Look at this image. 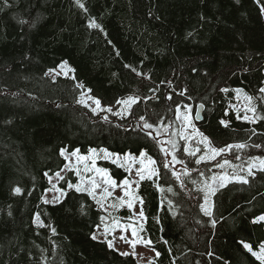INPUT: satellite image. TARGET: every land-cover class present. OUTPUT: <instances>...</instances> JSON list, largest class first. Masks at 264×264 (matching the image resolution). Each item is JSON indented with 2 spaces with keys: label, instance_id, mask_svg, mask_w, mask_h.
<instances>
[{
  "label": "trees",
  "instance_id": "1",
  "mask_svg": "<svg viewBox=\"0 0 264 264\" xmlns=\"http://www.w3.org/2000/svg\"><path fill=\"white\" fill-rule=\"evenodd\" d=\"M86 7L87 14L75 0H0V264H146L110 249L106 240L91 239L100 217L109 215L86 193L67 188L78 180L73 170L60 182L67 196L43 202L49 176L66 164L61 149L103 148L120 154L147 150L156 161L159 176L140 180L137 188L146 217L142 233L160 253L152 264H261L239 241L253 250L264 241V222L252 223L264 214V172L247 174L250 158L264 157V120L247 122L232 105L241 89L264 116L260 6L255 0H86ZM89 17L103 31L89 27ZM63 61L75 71L52 78L49 69ZM84 93L113 108L129 96L140 99L121 118L78 103ZM201 104L203 119L195 122L211 146L248 147L195 163L206 151L203 144L191 147L200 149L195 156L184 151L176 114L178 106L196 113ZM141 116L154 128L138 126ZM162 125L170 126L166 137ZM169 141L176 142L175 155L184 162L180 180L170 155L161 151L171 149ZM99 158L117 180L128 176L125 168ZM225 160L230 164L217 166ZM225 174L249 182L233 179L217 188L213 216H206L205 185ZM17 186L22 194L13 193ZM37 213L45 227L35 223ZM118 213L127 219L131 211Z\"/></svg>",
  "mask_w": 264,
  "mask_h": 264
},
{
  "label": "snow or ice",
  "instance_id": "2",
  "mask_svg": "<svg viewBox=\"0 0 264 264\" xmlns=\"http://www.w3.org/2000/svg\"><path fill=\"white\" fill-rule=\"evenodd\" d=\"M255 2L260 6V10L261 13H264V3H261V0H255ZM5 4H7V0H5ZM75 4L76 6L81 9L85 14L88 13V8L86 7V0H75ZM21 23H27V21H21ZM33 26H35L33 24ZM88 26L91 28H96V29H100L101 31H103L102 26L96 21V19L94 17H89L88 19ZM189 35H191V33H189ZM62 72H56L55 69H49V73H55L56 75H60L63 74L65 76H67L68 72H74V69H71L68 67L67 61H63L61 62V64L58 66ZM125 67H128L131 69L132 72L136 73L137 76H141V77H145L144 73H141L139 71H137L136 68L132 67L131 65H125ZM67 69V71H63ZM48 73H46L47 75ZM147 79H151V76H147L145 77ZM73 79H75V77L73 76ZM78 87L83 88L84 85L83 84H79ZM152 91H156V89H151ZM92 90L88 89V92L90 93ZM186 89L181 91L179 93V95L183 96L186 94ZM222 91L227 92L228 89H222ZM242 90H237L238 93H240ZM259 92L264 94V88H260ZM149 99H151V97H148ZM171 96H167V99L171 100ZM87 99L92 100L95 107H92L91 110L93 113L99 114L97 112V110L99 109V111L103 112V111H107V112H112V108L108 107V108H104L101 105V101L99 98L93 97V96H88ZM139 97L136 96H129L124 100H119L117 101V103L122 104L124 106V108L120 111V112H116L113 113L114 115L117 116H121V118H123V114L125 111L128 112V114H131L130 110L132 105L136 104L139 102ZM245 99L248 101V106L246 108V112H250L252 113L251 116L245 114L242 118L243 120L250 122V123H257L260 120H264V116L258 115L257 114V107L255 105V103H253V97L252 96H248L245 95ZM261 100L264 101V97H261ZM78 103H82L85 104V106H89L87 105V101L84 99V96H82L80 98V100L78 101ZM91 107V106H89ZM201 108L204 107L203 104L200 105ZM185 108V112L183 113V119L187 122V125L193 128V132L194 134L198 135L200 137V143L203 144L205 146V148L207 149L206 153L204 155H201L196 161L195 163L199 164L202 161L205 160H215L217 156L222 155L224 152L228 151L230 152L233 148L236 149H244L246 147H248L247 144L241 143V144H236V145H227L223 148H216V147H212L211 144V140L208 136L204 135V133L200 132L199 129H196L194 125H192L191 119L189 118L188 113L191 111L190 107L188 105H184ZM180 112V108L179 106L177 107V113L179 114ZM179 119V115L177 117ZM200 115L199 113L196 114V119H200ZM238 119L240 118L239 116L237 117ZM104 120H107L108 117L104 116L103 117ZM141 121H143L142 125H138L144 129H153L154 125L151 123H148V121L145 119V117L141 116L139 118ZM7 123H11V121H6ZM220 123L227 127L228 123L224 120H221ZM164 128V131H168V127H170L169 125H162ZM150 137L152 136V132H148L147 133ZM157 135H159V131H157ZM153 139H155V137H153ZM182 139H184L186 142L190 139V137L188 136H182ZM158 144H162L161 141H157ZM169 143L171 144V153L169 152V149L163 148L161 147V151L164 152V154L167 156L169 154H171L172 156V160L170 163H184L182 160H178L175 152L177 151V144L175 141H169ZM253 147L256 148H260L262 147L260 144H255L253 145ZM66 149H61V156H65V158L67 159L66 156ZM91 153L93 154L92 156V167H86L85 171H94L98 176L101 177L102 179V184L103 185H107L105 187L102 188V191L100 193H97V189L101 188V183H97L95 177H88L85 178L83 176H81L80 182L77 184H72L70 181L67 182V188L69 190H74L76 193H86L89 197L92 198V200H94L96 202L97 205H99V207L105 211H107V209L105 208V202L108 200L109 197L112 196V192L109 190L111 189H115L117 187H121L124 190V196L123 197H119L117 198L119 200V204L120 206H123L125 203H127V206L129 209L133 208V203L130 200H125V197L129 196V191L128 188L130 187L131 183H133L132 181H129L127 178L124 179L121 183L118 184V182L112 178L111 175H109L108 170L104 169V168H97L95 167V157L97 154V149H91L90 150ZM185 152H187L188 155L190 156H195L197 152L200 151L199 148H195L192 150H189L188 148L184 149ZM79 150H75L71 153V155L73 156H77L78 160H87L89 159V157L86 156H78ZM99 153L102 154V158L103 159H111V162L113 164L118 165L121 168H125L127 171H129V173L131 174L132 168L135 164L139 163L141 165V167L136 168L135 170V174L136 176L139 177V180H145V179H149L151 180L154 176L158 177L159 176V169L155 167L156 165V161L148 155L147 150H143L140 152L139 157L133 156L131 153L126 154L124 156L123 161H121V157L120 154L118 153H111L109 152L107 149H100ZM237 159H239V157H237ZM145 160H147L148 164H151L152 167L151 169L147 168V165L145 164ZM230 164V161L225 160L222 164L218 163L217 166L220 168H223L225 165ZM66 168H69V165H65ZM163 167L168 168L169 167V163H165L163 165ZM258 170L261 172H264V157H252L250 158V161L248 163V167H247V174L248 176H254L255 172L253 171V169L257 168ZM69 170H71L69 168ZM173 174L176 176L177 180H180V175L177 174L175 172V169H172ZM185 174H187V170H185ZM76 175L80 176V171L79 169L76 170ZM201 175H203V173H201ZM45 176H48V173H45ZM55 176L58 177L59 179H63L62 176H60V173L57 172L55 173ZM52 177H49V182H51ZM233 179H235L237 182L239 183H243V184H247L249 181L247 179V177L245 176H235V177H229L228 175H220V176H212L211 180L213 183H216L217 181H219V185L218 187H224L227 183L231 182ZM135 183L137 184V188L139 187V182L135 181ZM181 185L183 186V182L181 181ZM53 187L55 188V185H53ZM157 187H159V185H157ZM164 189L160 188V191L162 192ZM216 188L211 187V185H206V196H205V203L203 205H201V209L204 212V214L206 216L212 217L213 216V203L211 202V200L209 199V197L211 195H215L216 192ZM56 191L59 192V197H53V199L51 201L49 200H44V203H58L60 202V198L61 197H66L67 196V191L64 189H56ZM169 191H171V189H169ZM13 193L14 194H22V189L20 187H15L13 189ZM31 194V193H29ZM99 196V198H98ZM136 199H139L140 204L143 205V199L140 197H136ZM117 205L113 204L111 205V207H116ZM169 206H172V202L169 201ZM80 211L82 214H86L85 213V206L82 204ZM8 215H11V212L8 213ZM139 216L141 218L146 219V217L144 216V211H143V207H141V210L139 212ZM108 219V217L105 216H101L100 217V221L101 224H98L96 226L97 231L93 232L91 235V239L93 240H99L101 236L103 237H107V235H109L112 231L113 228L119 226L118 225V221H116L115 219H113L112 221V226L110 227L107 223L106 220ZM264 222V215H260L258 217L253 218L252 223L253 224H258V223H262ZM35 223L39 226V227H45L46 225L44 224V222L41 220V217L39 215V213L36 214L35 216ZM211 224L213 227H215V225L217 224V220L212 219L211 220ZM101 225H103V231H100ZM50 227V226H49ZM126 227H125V231H126ZM51 231L53 234H56V229L54 227L51 228ZM97 233H99V235H97ZM132 236L133 237H137V230L135 227L132 228ZM123 239V237H121ZM129 243H131L132 247L135 248L137 240H132V241H127ZM139 242L142 243H147V244H151V241H143L142 238H140ZM166 243V241H165ZM239 243L249 252L251 253V255L253 257H255L258 261L261 262V264H264V241L260 242L258 245V250H253L252 245L244 240H240ZM107 244L108 247L111 249L114 247L113 243L111 240H107ZM121 255H129V253H120ZM160 255L159 252H156V256L158 257ZM209 255H212V253H209Z\"/></svg>",
  "mask_w": 264,
  "mask_h": 264
},
{
  "label": "rangeland",
  "instance_id": "3",
  "mask_svg": "<svg viewBox=\"0 0 264 264\" xmlns=\"http://www.w3.org/2000/svg\"><path fill=\"white\" fill-rule=\"evenodd\" d=\"M68 67L71 68L69 64H68ZM55 70H57L56 72H62V70L59 67L57 69H55ZM63 71H67V69H65ZM51 74L52 75H50V76L52 78H56L57 76H59V75H56L55 73H51ZM71 74H72V72H68L67 76H70ZM60 75H63V74H60ZM63 76H65V75H63ZM263 88H264V86H263ZM238 90H241V89H238ZM236 93H237V98H236V100H234L235 103L232 104V105H234L235 107L238 106V108L241 111H243L245 114L251 116L252 113L246 112V108L248 106V101L245 99V95H248V94L246 92H244L243 90L240 93H238L236 91ZM82 96H84V99L87 101V105L91 106V108L95 107L93 101L87 99L88 96H91L89 93H84ZM248 96H250V95H248ZM102 106L104 108H108L109 107V106H104V105H102ZM189 107H190L191 111L188 113V115H189V118L191 119L192 125H194L196 129H199L197 127V125H196V122H195L196 121V113H194V111H193L191 106H189ZM111 108H112V112L111 113H116V112H120L124 108V106L122 104H119L117 107H115V108L111 107ZM179 108H180V112H179V114L177 113L176 116L178 117V115H179V119L178 118L177 119H178L179 126H180V138L182 139V136L190 137V139L187 142L184 139H182V140H184L185 143H186L185 148H188L189 150H191V147H193L194 144H201L199 142L200 141V137L198 135L194 134L193 128L188 126L187 122L183 119V113L185 112V108L184 107H182V108L179 107ZM97 111H99V109ZM103 112L108 113V114L110 113V112H107V111H103ZM126 113H127V111H125L123 115H125ZM161 131H160L161 135L166 137L167 132H165L163 128L161 129ZM199 131H200V129H199ZM103 149H105V148H103ZM204 149H205V151H207L205 146H204ZM99 150L100 149H97V154H96V157H95V167L104 168V167H102V166H100L98 164V160L100 159L99 157H102V154L99 153ZM73 151H75V150H73ZM73 151H66L67 159H66V164L65 165H69V168L71 170H73L75 174H76V170L79 169L81 175L80 176L76 175L78 177V180L76 182H73V181H70V182L72 184L79 183L80 179H81V176H83L85 178L95 177L97 183H101V188L97 189V193H100L102 191V188L107 186V185H103L102 184L101 177L98 176L94 171H85L86 167H92V156H93V154L91 153V151H89V153H81L79 151L78 156H86V157H89V159H87V160H83V159L78 160L77 156L71 155V153ZM109 152H111V151H109ZM169 152L171 153V149H169ZM111 153H115V152H111ZM118 154H120V153H118ZM126 154H129V153H126ZM126 154H120L121 161H123L124 156ZM204 154L205 153H203V155ZM132 155L136 156V157H139V154H132ZM169 155H170V159L172 160L171 154H169ZM107 160H111V159H107ZM145 164L147 165L148 169H151L152 165L148 164L147 160H145ZM172 165H173L176 173L184 172L183 171V169H184V165L183 164L172 163ZM139 167H141V165L139 163L135 164L133 166V168H132L131 174L128 171V176H126L125 178L121 179L120 181L117 180L110 173V171L107 169L109 175H111L112 178H114L118 182V184L121 183L126 178L129 181L133 182V183H131L130 187L128 188V191L130 193L129 196L125 197V200H130L133 203V208L130 209L131 214L129 215V217H126L127 219L121 218V214L118 213L119 209H121V208L129 209L128 206H127V203H125L123 206H120L119 200L117 199L119 197H123L124 196V190L121 187H117L115 189H111L110 188L109 190L113 194L105 202V208L107 209V211H105V210L104 211L107 213V215H109V216H107L108 219L106 220V223L111 227L112 226V221H113V219H115L116 221H118V225L119 226L113 228L111 233L109 235H107L106 238L101 236L99 240H106V241L107 240H111L113 245H114L113 248H115L120 253L132 254V255H134L136 257V259L139 262L146 263V264H152L153 261L155 260V258L157 257L156 256V252L157 251L154 248H152L150 246V244L139 242L140 238H142L143 241H148V239L145 238L143 233H142V229H143L144 224H145V219L141 218L139 216V212L141 210L142 205L140 204L139 199H136V197H140V195L138 193V189H137V184L135 183V181H138V182L140 181L139 177L136 176V174H135L136 168H139ZM155 167H156V165H155ZM69 168H66L64 166L62 170L58 171L60 173V176H62L64 178L65 175L70 171ZM104 169H106V168H104ZM255 169H258V167L255 168ZM217 176H220V175H217ZM49 177H52V179H51V182H50V187L47 188V190L45 191L44 200L51 201L53 199V197H59V195H60L59 192L56 191V189H64V188H62L60 186V182L63 179H59L58 177L55 176V174H53V175H51ZM53 185H55V188L53 187ZM206 185H211V187L217 189V188H219L218 187L219 181H217L216 183H213L212 180H210V182H208ZM206 185H205V196L207 194L206 193ZM212 196L213 195H211L209 197V199L213 203ZM63 198L64 197H61L60 201ZM98 198H99V196H98ZM204 203H205V200H204ZM113 204H115L117 206L116 207H111V205H113ZM262 215H264V214H262ZM125 227L127 229L126 231H125ZM133 227H135L136 230H137V237H133L132 236V228ZM96 231H97V229H96ZM100 231L101 232L103 231V225H101ZM97 235H99V233H97ZM121 237H123V239ZM132 240H137L135 248L132 247L131 243L127 242V241H132Z\"/></svg>",
  "mask_w": 264,
  "mask_h": 264
},
{
  "label": "water",
  "instance_id": "4",
  "mask_svg": "<svg viewBox=\"0 0 264 264\" xmlns=\"http://www.w3.org/2000/svg\"><path fill=\"white\" fill-rule=\"evenodd\" d=\"M203 109H204V107L203 108H201L200 106L198 107V109H197V113H199V115H200V119H197V120H201V119H203ZM196 113V114H197Z\"/></svg>",
  "mask_w": 264,
  "mask_h": 264
}]
</instances>
